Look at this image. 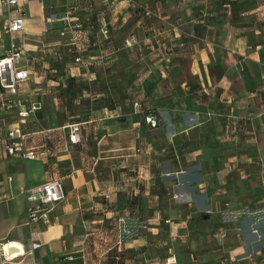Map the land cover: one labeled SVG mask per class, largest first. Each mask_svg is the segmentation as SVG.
<instances>
[{
  "label": "crops",
  "instance_id": "1",
  "mask_svg": "<svg viewBox=\"0 0 264 264\" xmlns=\"http://www.w3.org/2000/svg\"><path fill=\"white\" fill-rule=\"evenodd\" d=\"M20 2L37 156L7 152L0 88V243L25 263L264 264V0ZM53 179L65 198L29 226L27 188Z\"/></svg>",
  "mask_w": 264,
  "mask_h": 264
},
{
  "label": "built area",
  "instance_id": "2",
  "mask_svg": "<svg viewBox=\"0 0 264 264\" xmlns=\"http://www.w3.org/2000/svg\"><path fill=\"white\" fill-rule=\"evenodd\" d=\"M0 7L4 8L6 13L2 24L3 32L10 36L11 42L8 52L0 58V88L14 95L12 102H8L4 106L15 108L17 116H19V126L9 132L5 146L10 155L18 154L22 159H35L37 156L36 152L28 150L25 145L26 133L22 130V121L30 116L31 110L33 111L36 108L32 107L30 110L27 106V101L19 96L20 83L30 77V71L20 65L24 54L28 50L14 38L18 32L25 29V12L20 0H0ZM105 32L107 33V31ZM80 59L78 57L77 61ZM146 121L153 127L158 124V119L152 115L147 116ZM74 129L78 131L76 127ZM70 139L73 142H79L81 137L78 133H74ZM64 198V188H62L61 181L57 179L27 188V224L32 226L42 221L49 225L51 223L50 213L54 204ZM118 230V244L124 245L129 241L133 230L124 218L120 219ZM6 246L9 248L6 249ZM40 246L41 243L33 241L30 254H34L33 251L40 249ZM28 253L25 248L20 245H14L12 242L0 243V264H39L35 261L26 263L19 261V258L25 257Z\"/></svg>",
  "mask_w": 264,
  "mask_h": 264
}]
</instances>
